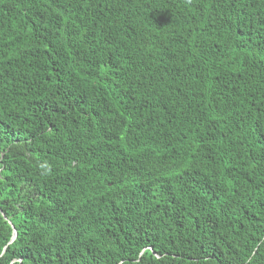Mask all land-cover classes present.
<instances>
[{
	"label": "trees",
	"instance_id": "trees-1",
	"mask_svg": "<svg viewBox=\"0 0 264 264\" xmlns=\"http://www.w3.org/2000/svg\"><path fill=\"white\" fill-rule=\"evenodd\" d=\"M0 210V264H264V0H0Z\"/></svg>",
	"mask_w": 264,
	"mask_h": 264
},
{
	"label": "water",
	"instance_id": "water-1",
	"mask_svg": "<svg viewBox=\"0 0 264 264\" xmlns=\"http://www.w3.org/2000/svg\"><path fill=\"white\" fill-rule=\"evenodd\" d=\"M0 213H1V216L5 219L6 217H5V215L1 212V210H0ZM8 223L11 225V223H10L9 221H8ZM11 228H12V235H11L10 241H11L12 239H14V238H15V235H16L15 230H14V228L12 227V225H11Z\"/></svg>",
	"mask_w": 264,
	"mask_h": 264
},
{
	"label": "clouds",
	"instance_id": "clouds-1",
	"mask_svg": "<svg viewBox=\"0 0 264 264\" xmlns=\"http://www.w3.org/2000/svg\"><path fill=\"white\" fill-rule=\"evenodd\" d=\"M188 3H191V0H187Z\"/></svg>",
	"mask_w": 264,
	"mask_h": 264
}]
</instances>
